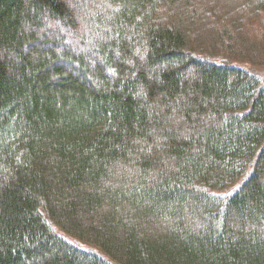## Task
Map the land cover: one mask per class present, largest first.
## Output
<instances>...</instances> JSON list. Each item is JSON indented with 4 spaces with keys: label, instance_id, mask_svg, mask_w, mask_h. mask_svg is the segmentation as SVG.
<instances>
[{
    "label": "trees",
    "instance_id": "1",
    "mask_svg": "<svg viewBox=\"0 0 264 264\" xmlns=\"http://www.w3.org/2000/svg\"><path fill=\"white\" fill-rule=\"evenodd\" d=\"M0 264H264V0H0Z\"/></svg>",
    "mask_w": 264,
    "mask_h": 264
}]
</instances>
